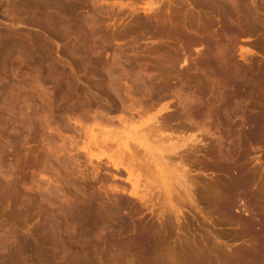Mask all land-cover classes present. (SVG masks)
Instances as JSON below:
<instances>
[{"label": "rangeland", "instance_id": "374dc122", "mask_svg": "<svg viewBox=\"0 0 264 264\" xmlns=\"http://www.w3.org/2000/svg\"><path fill=\"white\" fill-rule=\"evenodd\" d=\"M0 264H264V0H0Z\"/></svg>", "mask_w": 264, "mask_h": 264}, {"label": "bare ground", "instance_id": "6f19581e", "mask_svg": "<svg viewBox=\"0 0 264 264\" xmlns=\"http://www.w3.org/2000/svg\"><path fill=\"white\" fill-rule=\"evenodd\" d=\"M149 8H151V7H149ZM160 126H162V124H161V121L159 120L158 121V119L157 118H154V122L152 123V128L154 127V128H156V130L160 127ZM156 130H150V131H156ZM191 141H193V139L191 140ZM101 142V144H102V146H108L109 144H111V142L112 143H115V145H117L118 147H124L125 149H128V145H127V142L125 141V143H124V141H122V142H120V141H100ZM110 142V143H109ZM148 151V150H147ZM153 154V153H152ZM156 157V156H155ZM154 157V158H155ZM153 158V159H154ZM152 157H151V162H152ZM156 159H157V157H156ZM165 159L167 160V158L166 157H163L162 155L160 156V161H156V160H153L154 162H155V164L158 166V167H160V164L162 165H164V163H166L165 162ZM162 160H164V161H162ZM167 164V163H166ZM168 167V166H167ZM169 169V168H168ZM127 171H128V173H129V176H131V170L128 168L127 169ZM173 174V173H172ZM172 174H170V175H172ZM173 177L175 178H173L174 179V181L176 180V181H178V182H182V181H184L185 180V178H186V174H185V172L183 171V170H181L180 168L179 169H176V171L174 172V174H173ZM133 184H135L134 182H132ZM178 184V183H177Z\"/></svg>", "mask_w": 264, "mask_h": 264}]
</instances>
